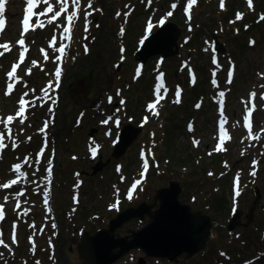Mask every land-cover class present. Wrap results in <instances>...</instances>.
I'll use <instances>...</instances> for the list:
<instances>
[{
	"label": "rangeland",
	"instance_id": "374dc122",
	"mask_svg": "<svg viewBox=\"0 0 264 264\" xmlns=\"http://www.w3.org/2000/svg\"><path fill=\"white\" fill-rule=\"evenodd\" d=\"M8 1L10 5L8 13L9 23L6 25L2 38H4L7 43L11 42V45L14 46L15 39L19 37V18H21L26 5L25 0ZM152 1L153 6H155L156 3V6H160V3H158L159 0ZM211 1L210 3H212V5L203 8V10H201L202 5H200L197 10L196 7L193 8V15H195V18L203 14L202 20L205 23H218V12L216 9H220V4H218L220 0H218V3L217 0ZM238 1L236 13L241 11L244 15H247L254 11H245L246 4H244V1L246 3L247 0ZM147 2L148 0H93V9H100V11H95L92 16L93 19L89 17L91 21L88 25L89 32L85 31L84 25L82 26L83 35H81V38L85 33H89L90 40L88 45L92 49L91 56L97 41H100V44H98L99 46L95 51L93 60H91L86 59V55H84V51L81 49V43L83 41L79 40L78 42L76 40L78 48L75 56H71L70 58V53L67 57L66 82L68 83L67 75L69 73L73 74L78 69L83 70L84 66L89 65L90 67L96 63V66L99 68L97 72L96 70L94 71L96 72L95 81L92 82L93 93L91 94L93 97L91 98L90 102L92 103L89 108L95 109V107H98L99 112L97 110H87L88 112L85 113V117H81L82 114L84 115L86 103L77 106L78 102L76 101L80 99L78 94L79 90L81 89L83 92L85 88L77 81L78 93H76L75 97L70 99L71 103L75 102L74 105L70 108L68 105L64 106L59 112V115H61V113H65V110H69L66 113L67 119L69 120L66 124H62L59 116L58 124L55 128L53 125L54 123L51 122V135H53V133H58V135H60L59 142H64V144L60 145L62 146V151L57 152L54 146V154L56 156L58 155L60 160L56 167L55 180L53 181L52 179V183L47 186L51 193V214L50 211L45 208L41 196L45 190V182L43 179H41L40 183L38 182L37 185H39V187L36 185L35 188H31V186H34L36 183V180L33 184H27V187H25L26 196L20 198L22 208L18 211H23L24 208L30 209L29 215L27 216L18 218V211H14L15 201L11 199L10 194L15 193L20 188L13 186L10 191H7L10 193L6 194L9 195V203L5 204V211H12V214H9L5 220L0 223V231L3 233H11L12 225L15 223L17 225V237L19 236L20 238V247L21 237H25L26 231L28 230V237H32L37 245L35 251L37 254L33 255L30 251L32 244L30 243V245H28L24 241L23 245L27 254H24L22 257V251L21 248H19L15 250V253L11 252L10 254V252H8L11 256L4 257L7 252L1 251L0 253H3L1 259L4 260L0 261V264H24L27 263V261L23 259H29L31 256H34L35 259H40L41 262L45 264H59V260L57 263L55 262V252L53 251L55 246L52 247L50 244L42 242V239H49L57 244V226L59 223L61 225L60 240L63 239V237H65V240L67 239L64 250L68 252V250L71 249L70 253H68L70 254L71 263L83 264L76 251L81 236L87 231L94 234L95 230L107 228L109 221L118 214V211L112 212V210H108V207L113 206L116 197H122L123 200L126 199L125 191L127 186L130 188L137 180H139L140 183L137 186L138 192L135 199L132 201L126 199L121 209L134 205H136L134 207L138 208L143 202L154 205L156 203L155 195L157 190L168 187L171 181L178 180L181 182L182 186V193L179 196L180 202L190 205L194 212H202L207 215L210 214L213 218L212 220L224 226L223 228H225V231L221 230L220 227L215 229L213 232L214 239H212L209 247L189 260H186L184 256L180 257V260L177 262H170L167 259L161 258H148L145 257L142 251L134 250L126 254L115 264H138V260L141 257L146 259L147 264H264V132L261 131V129L264 128V100L260 99L261 93L259 89V87L264 84V78L261 77V73L264 75V38H260V46L246 52V58L250 62V66L247 67L246 64H243L241 66V68H244L243 73H241V68L238 66V72L235 73L234 76L237 74L235 78L238 79L239 83L234 86L225 84L226 70L231 61V53L229 52V48H226L223 40L227 30L223 32L222 36L218 34V40L220 44L224 46L225 52L223 54L220 53V67L217 68V70H215V66L217 65L212 63L214 55L213 43H205L203 48L204 55H201L198 51L202 52L201 46H203L204 42L203 44H194L193 41H191L188 49L197 51V54L184 52L182 57L183 59L189 60L199 71L201 66H199L198 63L202 64L205 62L204 65L208 70V74L206 75V83H208V85H206L205 90L207 89L209 91L208 96H201L203 99L201 101L204 103L202 110L193 111L192 118H194L193 121L197 126L195 131L191 134L186 131V121L188 120L186 116L176 118L172 121L169 120L168 122L166 121L165 115L163 118H160V116H152L151 122L141 130L137 139L128 148L126 153L118 159L113 157V153L115 152V149H113L114 143L116 144L115 136L120 132V129L114 127L112 135L107 136L105 131L110 127L113 128V124L111 123L108 126L101 125V127L99 125V120L105 118L102 114L116 111L117 116L122 117L124 125L132 124L133 122L131 121L136 122V124H132L133 126L136 127L137 123L139 125V122L141 120L143 121L141 118L142 114L145 111L148 113L144 105L147 101L153 99L151 94V87L153 86L152 79L154 78V74L156 75V70L160 68L157 65V57L159 54L151 56L145 64L146 71L141 79L135 76L134 68L135 65L138 64L136 62L137 57H135L138 51V40L143 36V29L148 15H153L155 11L152 7L149 8L151 11L145 10ZM260 2L261 0H256V7ZM85 3L87 4V0ZM225 3L226 9L224 11L228 9V2L226 0ZM132 6L136 8V11L132 15L133 17L131 16L132 21L129 25L131 17L129 20H126L125 13H127ZM167 9L170 11L171 7L169 6L166 8L165 13ZM139 10H141V15L138 13ZM119 11L122 13L118 16L117 13ZM210 12H213V18L211 17L210 20H206L205 18L210 15ZM176 13L177 11H173L170 21L175 24L178 29L183 31L184 25L178 21ZM260 13L264 14V11ZM159 14H161L160 11L156 13L154 17H158ZM102 18L104 20V26L100 24ZM81 22L82 21L79 20L78 24ZM132 22H134L133 25ZM97 25H99V27H97ZM193 25L194 31H196L198 25L196 23H193ZM134 27H137L136 32L133 35L132 30L133 37L130 42H128L125 33L126 31L129 32V29H134ZM227 28L229 29L231 27L228 25ZM121 29H123V36H121ZM262 30L264 34V25ZM188 32L185 33V35H187L184 40L185 42L190 40V36L192 39L195 38L193 35H189ZM237 33L238 31L236 30L235 34L233 33L231 37L235 38ZM255 33L257 32H253L249 36H254ZM76 39H80V37L78 36ZM122 48H125L126 51L122 52ZM205 49H207V51H205ZM102 50H104V52ZM231 51L234 52V49ZM35 52L32 51V54ZM5 53L7 55L10 54V52ZM173 57L166 58V66L163 69L168 73L170 80H173L172 86L178 83L184 86L183 92L186 93L184 97L188 94L193 95V86L191 84L188 86L189 81H187L186 71L177 68L180 60H177L175 66L167 65L169 62H175L168 61ZM119 62H123L124 64H122L121 69L118 71L116 66ZM11 63L12 60H0V87L2 85V80L7 78L6 75L4 76V73L8 71ZM79 64H81V66L78 67ZM28 67L29 65L25 67L24 71H26ZM147 67L150 69L148 72ZM196 68L195 71L197 74L193 75L195 78L198 77ZM213 72L216 73L215 78L218 87L212 84ZM144 78L147 81L146 85L141 83ZM50 79L52 78L49 77V80ZM138 79H140V81L136 83ZM43 84L44 83H42L41 86ZM139 86L141 87L139 88ZM130 87H132L131 91L127 92V94L120 91L122 88L125 92ZM64 90L63 92H65ZM117 91H119V95H117ZM142 91L144 92L143 95H141ZM219 91H224L225 97H227V114L225 116L227 122L225 124V129L231 137V139L224 144V147L227 149V151L224 152L215 151V147L219 142V135H216L217 123L219 127L220 122V113L219 110L218 113L216 110V100L219 99ZM253 91L257 93L256 101L254 100V104H257V113L252 119V131L253 135H260V139L258 140L245 139V137L248 136V130L244 127L242 117L246 108L245 101L250 100V93ZM39 93H41V89ZM109 95L114 96L116 102H120L121 98H126L127 103L125 105H121L120 103L119 108L116 110L114 106H109L107 103V97ZM64 96L63 93V97ZM1 98L2 94L0 93V100ZM4 101H7V99H4ZM252 102L249 103L247 107L251 106ZM166 103L162 106V109H165L164 113L166 109L172 107L171 102ZM36 105L40 104L37 102ZM31 109H34V107ZM15 110V106L12 109L6 108L5 114H10V112H14ZM174 110L175 109H172V112ZM216 120L217 123H215ZM38 121L39 124H37L34 130H30V128H32L30 123L34 121L30 120L28 122L27 126L29 129L27 134L23 133L25 127H22L17 120L10 125V127L17 131V133H15V138H18L26 154L31 153L33 155L35 151L36 154L42 147V145H40L42 144L41 139L45 137L39 130L42 128L43 124L41 123L43 118L40 117ZM80 124L85 128L80 130L76 129ZM1 126L2 125H0V127ZM99 126L101 130L98 129ZM58 127L61 132H59ZM89 129L95 131L94 136H92L93 140L90 138ZM198 136L200 138H198ZM27 137H31V140L28 141ZM193 140L199 141L197 149L196 145L193 144ZM242 140L243 143L241 142ZM92 141L93 143L89 145ZM94 145L100 147L104 162L107 161V159L112 160L111 163L104 166L95 175H93L94 167L100 163L101 158L95 160L91 158L89 149ZM171 145L175 146V152L191 153L195 164L191 163L185 166L173 162L174 154L168 153ZM50 147L52 146H49V148ZM140 150H142L141 153ZM145 150L148 154L151 152L152 155H145V159H143V152ZM242 152L244 153L243 155H241ZM50 157L51 154L47 152L43 161L48 162ZM192 157L190 156L188 158ZM145 160H147L149 167L148 171L141 176ZM253 161L257 162L255 169L252 167ZM225 165H227V167ZM253 170L257 173L255 177L250 175V172ZM209 173L212 174L209 175ZM237 173H239L240 176V195L238 197L235 195L234 185V178ZM205 175L213 178L210 180L208 178H203ZM0 177H2L1 174ZM78 181L83 182L82 187L77 185ZM257 189H259L261 194L260 201L254 205L256 199L255 192ZM74 194L80 195L81 203L79 205L74 203ZM4 196L5 195H0V200L3 201ZM214 197L216 199H222L221 203L218 204ZM211 200H214L212 204ZM25 201H27V203H25ZM78 206L80 207L78 208ZM82 208L88 210L87 220L80 221L77 220V217L71 218L75 211L77 215ZM156 208H158V205L155 209ZM236 210H239L238 214L240 212H242V214L234 220L235 216L238 215L233 216ZM11 216H13L12 219L10 218ZM150 220L148 216H145L142 220L132 219L131 221H126V223L117 230V234L122 238L129 236L132 234L130 233L131 231L142 229ZM33 222L36 225V235L34 236L33 229L29 227ZM53 224H55V228H53ZM230 224H234V229L231 231L232 233L228 230ZM41 226L44 227V232L42 234L39 232ZM82 229L84 232L81 233L82 235H79V231H83ZM220 243H224V245L222 246ZM10 246L11 248L14 247L11 243ZM13 249H15V247L12 248V250ZM19 252L21 255L18 254ZM221 253H223V255H221ZM13 255L18 257H13ZM8 259H10L9 263L6 262Z\"/></svg>",
	"mask_w": 264,
	"mask_h": 264
},
{
	"label": "snow or ice",
	"instance_id": "6c2138e0",
	"mask_svg": "<svg viewBox=\"0 0 264 264\" xmlns=\"http://www.w3.org/2000/svg\"><path fill=\"white\" fill-rule=\"evenodd\" d=\"M8 3V0H0V33H3L5 28H6V18H5V11H6V5ZM152 3V0H148V4L150 5ZM197 4V0H187L186 8L184 9L185 14L188 16V19L191 20V10L194 5ZM25 8H24V16L22 18V30L20 33V36L17 40V44L19 46V54H18V61L14 62L11 65L10 71L6 73L7 77V83H6V89L4 91V96H11L16 88V86L20 83H24V87L27 88L28 84L27 82L23 81L22 77H19L17 75L18 69L21 67V65L25 64L26 60V54L29 52V48L26 45L25 41V36L26 34L29 33V31H35L36 29H43L45 28L46 25H52L56 24V28L60 29V45L59 47L56 46L57 44V37L56 35H53L51 40L49 41V47L56 53H59L58 56H56L55 60L53 61L54 63H57V66L54 70V72L51 74L52 79L49 80L47 85L41 89V94L34 96L32 99H26L25 97L29 96V92L26 91L24 92L19 100L17 101L18 108L16 109L14 114H9L6 117L3 115H0V125L4 126V129L7 132V139L8 141L11 142V146L13 150L19 147V142L17 139L13 136V129L10 127L16 121L19 119V124L23 125L25 121L28 119L26 112L28 111V107H36L37 101L41 102V106L43 104L48 103L51 101V105H55L57 103V97L53 95L54 92H56L60 87H61V78H62V62L63 60L67 57L68 52L67 49L70 47L71 41L73 39V30L75 27V22L79 19V14L81 12V0H25ZM43 5V8L37 12L35 11L38 7ZM247 5L248 8L251 10L253 9V2L252 0H247ZM177 3H172L171 4V11H168L166 13L167 17H171L173 15V11L177 8ZM220 9L225 10V0H220ZM71 9V10H70ZM87 9H93V0H87ZM85 9V15H84V28L85 31L87 32L88 30V25L91 23V21L88 19L93 12L92 11H87ZM94 11H100V9H93ZM130 13H125V19H127V16ZM117 15L119 16L120 13L118 12ZM33 17H36V22L35 24L32 23ZM41 17H44L45 19H41ZM63 18L64 23H56L58 20ZM243 19V14L242 13H236L235 20L230 21V23H235L236 21H239ZM259 21H264V15H261L259 17ZM258 21V22H259ZM165 23V19L162 18L159 21V25L163 26ZM99 27V25H97ZM154 25L151 21V18L149 19L146 27V34L145 36L141 39L140 44L143 45L144 41L148 39L149 35L152 32ZM247 27V26H245ZM189 31H191V27L189 28ZM123 34V29H121V35ZM87 39V36L84 37ZM255 41H250V45H254ZM0 48H2L4 51L0 52V56H3L5 52H11L12 51V45L10 43H3L0 44ZM41 53L43 54L44 61L47 62L49 59L48 52L41 48L40 49ZM88 49L87 46H85V52L87 53ZM123 52V49H121ZM207 51V49H205ZM215 51V49H214ZM74 59V57H73ZM213 64L217 65V68L220 67V65L217 63L215 55H213ZM231 63V62H230ZM37 61L33 60L31 62V67H28L25 71L26 75H31L32 74V68L37 67ZM41 71L43 69L41 68ZM191 69H189V72L191 73ZM233 71H234V65L232 68H230L228 72V80L227 83L231 84L232 83V78H233ZM140 75L139 69L137 70V76ZM213 79H212V84L214 86H217V81H216V73H212ZM262 78H264V75H262ZM195 82V77L193 76V83ZM261 87H264V85H261ZM163 89L164 95L161 94V90ZM32 93H35V89H30ZM168 89L165 88V82H164V74L160 73L157 76V83L155 84L154 87V96L155 100L154 102H150L147 105V110L151 112L153 115L158 116L159 112L156 110L157 105L165 98L167 95ZM119 91H117V95H119ZM176 99L173 101L174 103H179L180 102V96H181V91L179 88H177V91L175 93ZM218 97H219V113H220V122H219V142L215 147L216 152H224L227 151V149L224 147V144L226 141H229L231 139L230 135L225 129V124L227 122V119L224 115V98H225V92L224 91H219L218 92ZM257 97V93L255 91L250 93V100L245 101V112L246 114L243 117V124L244 127L248 130V136L245 137V139H260V135L256 134L253 135V124H252V114L256 110V105L252 103V106L249 108L247 105L254 101ZM260 99L264 100V94L260 96ZM108 102H112V97H108ZM121 105L124 104V101H120ZM197 108L200 107V104L196 105ZM49 112L52 113L54 112L53 107H49ZM83 115V114H82ZM112 117H108L106 120L102 121V123L107 124L109 120H111ZM147 117L144 118V122L147 123ZM51 123L50 120H46L43 124V127L39 130L41 133L46 134V130ZM115 124L117 127L120 125V120L119 118L115 119ZM192 125H189V131H192ZM262 132H264V128L261 129ZM46 139V138H45ZM27 140L30 141L31 137H27ZM243 143V140L241 141ZM194 145H198L199 141L193 140ZM8 145L5 143V133L0 132V159H2V154L5 148H7ZM47 147V143L45 142L44 146L39 149V151L35 154V159L33 160L32 154L29 153L27 156L23 158L22 162L14 163L11 166V172L14 173V176L6 181L0 182V190H8L12 189L13 186L21 185L22 183H28L29 182V176L26 171H22L24 168V165H28L29 167H32L33 163L36 165H39L41 163V158L44 156L45 153V148ZM93 157H95L97 149L94 147L91 149ZM211 154V153H210ZM244 153L242 152L241 155ZM256 161H253V169L256 167ZM227 167V165H225ZM149 164L147 160L144 161L143 163V171L141 172V176L144 175L148 171ZM39 171V168L37 167L32 175L35 176L36 173ZM46 184H45V190L43 191V203L45 205V208L51 211L50 205H49V200L51 197L50 189L47 188L48 185L52 183V167H51V161H48V167L46 168ZM212 173H209L211 175ZM250 175L255 177L257 175L256 171L253 170L250 172ZM240 176L239 173H237L236 177L234 178V185H235V195L238 197L240 195ZM140 181L137 180L134 182L130 188V190L127 193V198L129 200L132 199L133 197V192L136 190L137 186L139 185ZM39 187V185H37ZM11 199L15 201L14 203V211H18L22 208V203H21V197L25 196V190L23 188H20L18 191L15 193H11ZM9 203V195H5L3 197V203H0V223H2L5 220L6 213H5V204ZM27 203V201H25ZM118 204L119 201L116 202L112 207L118 210ZM30 209L24 208L23 211H18V218L22 216H27L29 215ZM30 228L33 229V236L36 235V225L33 222L32 224L29 225ZM53 228H55V224H53ZM39 232L42 234L44 232V227L41 226L39 229ZM3 232L0 231V247H3L5 249H8L11 252V248L9 244L5 243L3 239ZM30 243L32 244V247L30 251L35 255L36 251V244L32 237L29 238ZM11 242L12 244H17V225L13 223L12 225V232H11ZM50 246H51V242ZM223 255V253H221ZM3 256V253H0V257ZM35 264H41L39 260L35 262Z\"/></svg>",
	"mask_w": 264,
	"mask_h": 264
},
{
	"label": "water",
	"instance_id": "95a60500",
	"mask_svg": "<svg viewBox=\"0 0 264 264\" xmlns=\"http://www.w3.org/2000/svg\"><path fill=\"white\" fill-rule=\"evenodd\" d=\"M180 34V30L173 24L159 30L139 52L138 60L146 62L150 56L158 54L164 55V58L176 55ZM215 45H219L217 54L225 52L224 46L217 38ZM140 132V128L127 126L122 131V141L116 146L113 156L122 157ZM94 133L95 131L92 130V136ZM98 168L96 167L95 170ZM181 191L180 183L173 181L169 187L158 190L154 205L144 203L138 208H129L112 220L108 229L100 230L95 235L85 233L78 245V254L83 264H114L135 249L143 250L151 258L177 262L184 254L186 259H190L206 249L212 240V230L218 226V223L214 222L210 215L193 212L190 205L182 204L179 200ZM257 196L255 204L260 200L259 190ZM157 204L158 209L153 211ZM241 214L240 212L235 216L234 220ZM146 215L151 221L142 230L133 232L131 236L116 239L117 229L126 221L134 218L142 220ZM229 229L233 230L234 224H231ZM59 252L63 264H69L66 254L61 249ZM138 264H146L145 259L141 258Z\"/></svg>",
	"mask_w": 264,
	"mask_h": 264
},
{
	"label": "trees",
	"instance_id": "16d2710c",
	"mask_svg": "<svg viewBox=\"0 0 264 264\" xmlns=\"http://www.w3.org/2000/svg\"><path fill=\"white\" fill-rule=\"evenodd\" d=\"M210 2H212V1L211 0L210 1L209 0H200L199 7H200V5H202L201 10H203V8H205L209 5H212V3H210ZM237 3H238V0H229V7L226 11H219L218 9H216L218 12V15H217L218 23H214V24L205 23L202 20L203 14H200L197 18H195V22L198 25V28L194 33L195 38L193 40H194V44H202L204 37L212 38L215 35L223 34V32H225V30H227L226 35H224V43L227 45V48H229V52L231 53V55H230L231 61L236 62L237 65L241 68V66L243 64H246L247 67L250 66V62L246 58V52L248 50L256 49L258 46H260V38H264V34H263V30H262L263 25H264V21H259V17L261 15H264L263 13H260V12L264 11V0H261V2L259 3V5L256 7V9L254 11L249 13L247 16H243V19H241V22H237L236 24L230 25L229 20L234 19L236 9H237ZM214 5L217 6L216 4H214ZM181 16H182V14H181V9H180V11H178V13H177V19L179 21H181L179 19ZM211 17L213 18V12H210V15L205 19L210 20ZM228 25L231 28L228 29L227 28ZM245 26H247V27H245ZM236 30L238 31V33L235 35L236 36L235 38H232L231 36L233 35V33L235 34ZM253 32H257L254 34L255 37L249 36ZM131 38H132V30H130L128 33V39L130 40ZM250 41H255V44L250 45ZM232 49H234V52L231 51ZM243 69L244 68H241V73H243ZM200 70L202 72H204L203 68H201ZM82 75L87 76L88 74L84 73ZM79 76H81V75L79 74L78 77ZM34 78H35V76H33V79H30L29 82L35 81ZM77 81H78V79H77ZM202 83H205V80H203ZM238 83H239V81L237 79L235 81V84L238 85ZM200 87H201V85H198V89ZM191 102H192V100L190 98H188L185 105L189 106L191 104ZM183 108L184 107L174 108L175 109L174 112H179L180 109H183ZM166 115L168 116L167 118L169 120H171V121L174 120V118L172 117V111L171 110H168ZM30 125L32 126V128L37 126V124L35 122L30 123ZM32 128H31V130H33ZM88 131H90V129ZM20 154H21L20 155L21 157L24 155V153L22 151L20 152ZM169 154H174L173 162H176L177 164L185 165V166H188L191 163L195 164V162L193 160L194 158L192 157L193 155L191 153L187 154V153H182V152H175V146L174 145H171L169 147ZM16 155H17L16 153L9 151L8 154L4 157L2 163L0 164L2 169L9 166L12 162H14V157ZM190 156L192 158H188ZM204 156H206V155H204ZM33 171H32V173H33ZM203 178H208L210 180L213 177L205 175V176H203ZM214 199L218 202V204H220L222 201V199H219V198L216 199L214 197ZM212 202H214V200H211V204H212ZM87 218H88V210L85 208H82L80 210V212L78 213L77 220L84 221V220H87ZM220 229L222 230L223 228L220 227ZM58 260L60 261L59 264L62 263V259L59 255L56 256V263ZM7 263H9V262H7Z\"/></svg>",
	"mask_w": 264,
	"mask_h": 264
},
{
	"label": "flooded vegetation",
	"instance_id": "af4514ba",
	"mask_svg": "<svg viewBox=\"0 0 264 264\" xmlns=\"http://www.w3.org/2000/svg\"><path fill=\"white\" fill-rule=\"evenodd\" d=\"M98 44H100V41H97L96 46L93 49L92 56H91L92 49H91V52L90 53H87L86 54V59L93 60V57L95 55V51H96V49L99 46ZM102 51L104 52V50H102ZM178 58H179V56H177L176 58L170 59L169 61H175V62L169 63L168 66H175V63L177 62ZM91 60H90V62H91ZM79 66H81V64H79L78 67ZM98 68L99 67L96 66V63H94L90 67H89V65L88 66H84L83 67V70L82 69H78L73 74H70L69 73L67 75L68 83L66 82V73H65L64 74V80L62 82V84H63V90L65 89L64 90L65 92H63V90H62L61 94L59 95V98L60 99H58L57 108L54 111L53 119H52V113L49 112V106L46 105V106H39L37 109H35V114H32V115L27 116L28 117L27 120H32L35 123L39 124L38 119L40 117H42L43 118V121H42L41 124H43L46 120H50L51 122L54 123L53 125H54V128H55V127H57L58 119H59V116H60L61 123L62 124H66V122L69 120V119H67V114L66 113L69 110H67V111L65 110V113H61V115H59V112L61 111V109H63L64 106H67L68 105L69 108H70L71 106L74 105L75 102L74 103H71L70 102V99L73 98V97H75L76 93H78L77 92V79L81 83V85L85 88V90L83 92L81 91V89L79 90V93L78 94H79V98L80 99L78 101H76V102H78L77 106H80V105L86 103V108H85V111H84V115H81V117H85V113L88 112L87 110H89V111H95V110H97L99 112V108L98 107H95V109H90L89 108L90 104L92 103V102H90L91 101V98L93 97V96H91V94L93 93V91H92L93 90L92 89V82L95 81V73L97 72ZM95 70H96V72H94ZM84 73H87L88 75L87 76L86 75H82ZM79 74L81 76L78 77ZM121 90H122V88L120 89V91ZM63 93L65 95L64 97H63ZM108 97H107V103L109 104V106H114L115 109L117 110L119 108L120 102H116L115 99H114V96H111L112 97V102L109 103L108 102ZM120 101H121V99H120ZM102 116H104L106 119L108 117H112V119L120 118V116H117L116 111H111L110 113L109 112H105V113L102 114ZM111 123L113 124V122H111ZM99 125L101 126L103 124L99 121ZM100 126L98 127L99 130H101V127H102V126L101 127ZM103 126H106V125H103ZM50 128H51V126L49 124V126H48L47 140H53V142H54V145L53 146L56 147L57 151H62L63 149H62V146H60V145L64 144V142H59V139H58V142L59 143L57 142L58 143V146H57V144H56V136L58 135V133L57 134L56 133H53V135H51ZM77 128H82L81 124ZM28 129H29V127L26 126L24 132L28 131ZM58 130H59V132H61V130L59 129V127H58ZM112 133H113V128L112 127L108 128L105 131V134L107 136H111ZM46 151L48 153H50L51 152V147L50 148L48 147L46 149Z\"/></svg>",
	"mask_w": 264,
	"mask_h": 264
}]
</instances>
